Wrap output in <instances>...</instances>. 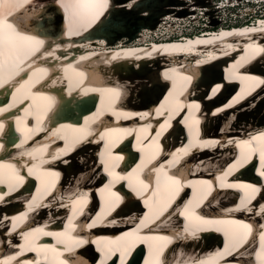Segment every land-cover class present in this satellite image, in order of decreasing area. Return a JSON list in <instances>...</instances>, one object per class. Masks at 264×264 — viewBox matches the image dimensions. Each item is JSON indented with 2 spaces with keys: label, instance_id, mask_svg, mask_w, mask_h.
<instances>
[{
  "label": "bare ground",
  "instance_id": "bare-ground-1",
  "mask_svg": "<svg viewBox=\"0 0 264 264\" xmlns=\"http://www.w3.org/2000/svg\"><path fill=\"white\" fill-rule=\"evenodd\" d=\"M52 1L0 0V19L29 36L21 31L23 26L43 40L42 45L51 42L34 56L27 71V63L14 64L17 80L13 74L0 79L4 82H0V264H154L160 256L162 264H247L240 257H222L237 250L234 233L238 227L233 225L241 226L236 221L249 225L252 238L260 233L254 216L264 212V203L256 211L251 209L249 217L243 212L234 217V211L249 209L254 191L248 185L256 189L258 184L237 181L240 172L225 171L222 166L236 145L239 149L252 146L264 154V123L256 124L257 111L251 114L254 107L264 110V15L256 13L257 23L250 20V25L195 36L178 34L184 30L175 24L172 31L180 30L176 33L181 39H172L175 33L163 28L169 21L199 15L207 19H203L204 26L213 25L210 18L215 12L228 9L239 16L248 11L242 4L256 6L262 0H230L236 12L229 4L228 8L220 5L226 3L223 0L215 3L219 8H213L210 0H194L202 6L192 10H185L181 0L179 7L164 0H107L98 16L94 8H81L74 14L66 9L67 0ZM157 11L162 14L158 20ZM223 21L227 23L220 20L219 26ZM138 24L143 26L131 37ZM152 24L155 27L148 28ZM100 28L103 32L99 33ZM26 51L17 53L15 60ZM166 83L168 91L162 98ZM230 83L241 90L228 104H221ZM244 110L247 113L237 118L241 129L227 132L229 118L235 120L236 113ZM181 127L186 142L181 140ZM203 129L217 137L198 139L196 134ZM162 147L167 150L162 152ZM127 154H147L142 165L162 154L160 166L150 168L157 182L151 190L149 178L143 180L137 167L125 175L116 174L114 168ZM241 159L240 166L247 164L245 155ZM171 166L177 176L169 173ZM9 172L23 179L10 180ZM58 174L60 188L51 192L48 186ZM259 174L264 177V171ZM144 181L147 184L142 185ZM23 183L26 189L18 191ZM116 183L129 192L125 196L116 193ZM215 183L219 189L251 194L236 206L233 202L221 205L226 201L223 198L230 201V193H216L221 199L214 200L208 191ZM34 187L30 198L28 192ZM199 189H204L203 197L194 198L190 206L185 196ZM153 191L160 195L158 199ZM139 193L143 196L135 197ZM176 193L181 199L178 195V202L166 213ZM110 198L114 201L109 202ZM159 199V211L145 217L144 210ZM201 202H206L201 211L195 210ZM119 206L121 213L110 216ZM178 214L187 225L181 226ZM30 216L31 224L26 226ZM156 218L161 220L152 224ZM213 231L228 240L223 250L203 247L217 238L207 236ZM143 247L149 252L142 256ZM241 254L248 256L246 251ZM254 258L256 264L264 263L262 251Z\"/></svg>",
  "mask_w": 264,
  "mask_h": 264
},
{
  "label": "rangeland",
  "instance_id": "rangeland-1",
  "mask_svg": "<svg viewBox=\"0 0 264 264\" xmlns=\"http://www.w3.org/2000/svg\"><path fill=\"white\" fill-rule=\"evenodd\" d=\"M39 1H42V0H39ZM49 1V4H51L53 1L52 0H48ZM165 2L167 3H175L178 4V0H164ZM183 1L184 4H182V7H184V9H188V10H192L194 7H197V8H201L202 4L199 5L197 2H193L194 0H181ZM213 4L217 3V2H221L222 0H210ZM263 2H260L259 3V7L257 9V13L261 11V14L264 15V0H262ZM230 2V3H229ZM54 3V2H53ZM167 3H164V6L166 7H170V5H167ZM229 4L228 6H230L231 8L233 7V5L231 4V1L227 0L226 3H222L220 5H227ZM219 5V6H220ZM245 5V6H244ZM51 6V5H50ZM171 6H175V7H179L180 5H171ZM219 6L216 7V4L213 8H219ZM244 6L245 9H247L248 11L244 14H247V13H252V8L253 7H257L258 5L254 6L252 5L251 3H248V4H242L240 7ZM181 7V8H182ZM224 7V6H223ZM227 7V6H226ZM204 8V7H203ZM202 8V9H203ZM228 8V7H227ZM185 9V10H186ZM243 9V8H242ZM233 12L235 11V8H232L231 9ZM240 10V8H239ZM237 10V12L239 11ZM202 10H200L201 12ZM236 12V11H235ZM227 14V16H226ZM244 14H240L239 16H234V13H231L228 11V9L226 11L222 10V11H218V12H215V15H212V17L210 19L213 20V25H208V26H204L205 24V21L204 20H207L205 17H203L202 15H199V16H196V19H193V17H189V19H186V20H182V21H169V24L168 26H165L163 29L164 32H169V34H177L176 32L178 31L177 29H175V31H172V29L174 30V28L176 27L175 24H179L181 28L183 29H180V30H184V33H178V34H184L185 36H191V33L193 31L196 32V34L192 35V36H195V35H204L205 32L209 31V30H212V31H216L220 28H224L223 25H228L226 26L225 28H228V27H231V26H238V25H243L241 24L242 21H245V22H248L250 20H253L254 17H257L255 15L253 16H250L248 18H243L241 17L244 16ZM232 15V16H230ZM202 16V17H201ZM221 17V18H220ZM237 17H240L242 19V21H239L237 22ZM204 19V20H203ZM226 20L227 23H225L223 21V24L220 25V20ZM198 21V22H197ZM208 24H209V19H208ZM235 24V25H234ZM169 25H171L172 27H169ZM246 25V24H245ZM200 27L198 31H196L197 27ZM219 26V27H218ZM210 27V28H209ZM215 28V29H213ZM169 29V30H168ZM179 30V31H180ZM178 31V32H179ZM175 34L172 36L173 38H176ZM177 34V36H178ZM183 36V35H182ZM181 36H179V38L177 39H181L180 38ZM257 111V112H256ZM255 121H256V124H259V122H262L264 123V110H262L261 108L258 110L256 109V107H254V109L252 110L251 114L255 113ZM247 113V110H244L243 112H238L236 113V119H232L231 117L229 118L228 120V129H227V132H235L236 130L235 129H241L242 127V124H237V120L243 116V114ZM238 118V119H237ZM246 125H249L248 127H251L252 123H247ZM261 126H264V125H261Z\"/></svg>",
  "mask_w": 264,
  "mask_h": 264
},
{
  "label": "snow or ice",
  "instance_id": "snow-or-ice-1",
  "mask_svg": "<svg viewBox=\"0 0 264 264\" xmlns=\"http://www.w3.org/2000/svg\"><path fill=\"white\" fill-rule=\"evenodd\" d=\"M65 7L66 9H72L74 14L81 8H94L96 10L95 15L98 16L107 7V0H67ZM43 43V40L35 36L22 35L14 29L13 24L8 23L5 19H0V57L4 58L5 63L13 59L22 47H28L34 53L39 50V47ZM7 175L10 180L14 178L23 179L22 177H14L11 172ZM248 187L252 188L253 191L256 190L252 185H248ZM235 223L239 224L243 229H249V225L247 224H242L240 221H236ZM246 237L247 232L234 233L236 244L242 243ZM67 239L72 240V237L68 236ZM200 264H206V262L201 261Z\"/></svg>",
  "mask_w": 264,
  "mask_h": 264
},
{
  "label": "water",
  "instance_id": "water-1",
  "mask_svg": "<svg viewBox=\"0 0 264 264\" xmlns=\"http://www.w3.org/2000/svg\"><path fill=\"white\" fill-rule=\"evenodd\" d=\"M162 14H161V11H157L156 12V18H157V20L159 19L158 17H160ZM143 25L142 24H138L137 25V27L134 29L135 30V32H133V34L131 35V37H134V35H136V30H138V29H140V27H142ZM155 27V24L153 25H149V27L148 28H154ZM102 31V29L100 28V31H99V33ZM103 32V31H102Z\"/></svg>",
  "mask_w": 264,
  "mask_h": 264
},
{
  "label": "built area",
  "instance_id": "built-area-1",
  "mask_svg": "<svg viewBox=\"0 0 264 264\" xmlns=\"http://www.w3.org/2000/svg\"><path fill=\"white\" fill-rule=\"evenodd\" d=\"M224 2H227V0H223ZM229 1V0H228ZM242 2V0H240Z\"/></svg>",
  "mask_w": 264,
  "mask_h": 264
}]
</instances>
